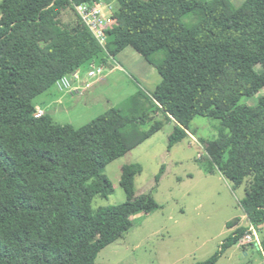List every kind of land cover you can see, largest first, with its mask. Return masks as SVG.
<instances>
[{
	"label": "trees",
	"instance_id": "obj_1",
	"mask_svg": "<svg viewBox=\"0 0 264 264\" xmlns=\"http://www.w3.org/2000/svg\"><path fill=\"white\" fill-rule=\"evenodd\" d=\"M112 1L1 0L0 264H97L98 254L133 228L134 217L159 208L151 195H136L140 164L123 168L125 203L97 210L93 203L114 193L106 167L163 123L144 130L146 112L131 116L118 108L79 128L50 114L35 117V99L61 78L94 62L108 65L128 47L163 79L151 96L138 95L177 123L169 150L194 135L195 118L219 120V139L205 143L207 171L217 168L236 189L247 183L242 208L258 230L264 225V96L242 104L264 90V0L238 8L230 0H114L103 48L76 8ZM189 15L197 18L192 26L184 22ZM246 231L235 229L199 264H217ZM261 245L264 253V237Z\"/></svg>",
	"mask_w": 264,
	"mask_h": 264
},
{
	"label": "rangeland",
	"instance_id": "obj_2",
	"mask_svg": "<svg viewBox=\"0 0 264 264\" xmlns=\"http://www.w3.org/2000/svg\"><path fill=\"white\" fill-rule=\"evenodd\" d=\"M230 1L238 8L247 0ZM111 4L115 12L117 2L113 0ZM196 21L194 15L184 18L188 26ZM162 55L153 56L152 62L158 63ZM108 62V65L94 62L85 66L83 75L86 74L87 81H82L79 88L74 84L71 91L59 92L54 86L35 99V106L50 114L55 122L75 128L90 123L112 108L131 116L146 112L149 123L144 130L155 122L163 123L160 132L106 167L105 174L113 184L114 193L107 199L96 197L93 203L94 210L125 203L127 196L121 186L123 168L140 164L143 171L135 178L136 195H151L159 208L151 214L134 217L133 228L105 247L98 254L96 263H202L221 250L223 242L235 229L248 225L242 208L248 184L236 189L217 168L214 174L207 171L212 162L205 143L219 139L221 122L195 118L191 124L194 135L190 134L169 150V138L177 123L168 120L161 111L152 109L150 102L138 95L143 92L151 96L161 84L163 79L158 70L131 47ZM95 67L104 68L105 74L98 77L91 89V83L98 79L89 78V72ZM113 67L119 70L109 75V69ZM261 96H264V90L253 99H243L242 104L253 106ZM162 168L163 174L157 181ZM234 222L236 227H229ZM259 237L262 241L264 225L259 228ZM217 264H264V253L254 244L238 245L225 250Z\"/></svg>",
	"mask_w": 264,
	"mask_h": 264
},
{
	"label": "built area",
	"instance_id": "obj_3",
	"mask_svg": "<svg viewBox=\"0 0 264 264\" xmlns=\"http://www.w3.org/2000/svg\"><path fill=\"white\" fill-rule=\"evenodd\" d=\"M76 9L83 23L90 30L100 45L105 48L107 43L106 31L113 23L112 18L114 14V6L111 3L104 2L94 5L86 3L77 6ZM104 72V68L95 67L89 72V78L96 79L102 76ZM80 79V71H77L73 75L61 78L55 86L59 92H69L73 89L74 82L80 81ZM44 115L45 112L42 109H36V118H41ZM246 228V234L241 239L239 245L254 244L261 249L262 245L257 227L248 222Z\"/></svg>",
	"mask_w": 264,
	"mask_h": 264
},
{
	"label": "crops",
	"instance_id": "obj_4",
	"mask_svg": "<svg viewBox=\"0 0 264 264\" xmlns=\"http://www.w3.org/2000/svg\"><path fill=\"white\" fill-rule=\"evenodd\" d=\"M119 70V68L118 67H113V69L112 68H110L109 69V71H110V73H109V75H113V73L115 72V71H118ZM104 74H105V72H104ZM80 76H81V79H80V81H77V82H74V84H76V88H79L80 86H81V83H82V81H87V79H86V74H84L83 75V70H82V72L80 71ZM107 76H108V74L105 76L104 75V78H107ZM99 80V78L97 79V80H94V82L93 83H91L92 85L90 86V88L92 89V87H94V85L97 83L96 81H98ZM78 86V87H77ZM56 87V86H55ZM90 91V90H89ZM61 101V100H60ZM63 101V100H62Z\"/></svg>",
	"mask_w": 264,
	"mask_h": 264
}]
</instances>
